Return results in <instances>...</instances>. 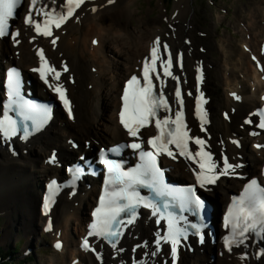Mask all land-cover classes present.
Here are the masks:
<instances>
[{
  "label": "bare ground",
  "instance_id": "obj_1",
  "mask_svg": "<svg viewBox=\"0 0 264 264\" xmlns=\"http://www.w3.org/2000/svg\"><path fill=\"white\" fill-rule=\"evenodd\" d=\"M65 2L45 0L36 6V12L41 8L44 12L66 11ZM134 2L86 0L59 29L53 27L50 37L38 35L32 26L20 21V17L28 14L25 11L24 15L16 18V23L21 26L19 38L23 41L14 46L13 38L0 39L2 68L4 63L15 61L29 69V66L41 62L35 55L36 51L45 49L47 64L63 72L59 81L53 79L54 74H49L52 84L66 81L65 86L75 103L71 117L59 111L43 129L28 137L6 135L0 129V157H3L7 169L11 170H0V188H6V192H0V204L5 203L6 199L8 204L2 207L8 220L0 232V238L7 241L14 230H21L26 235L28 247L41 236L45 227L48 229L45 230L47 240L53 242L52 247L58 253V256L54 254L56 258L52 259V264H264V248L260 245L264 238L246 234L236 239L243 240V243H233L231 250L223 242L227 230L221 226L219 209L231 193L239 191L242 180L235 174L240 169H229L228 175L219 176L213 185L199 188L195 180V172L199 171L197 164L180 155L176 148H172L175 158L163 156L165 164L175 174L184 172L197 185L199 194L206 197L213 207V218L211 226L204 231L199 224L201 218L197 219L199 216L191 220L189 225H195L197 235L186 230L187 226L183 225V219L177 214L178 223H181L179 228L184 230L186 238L181 237L175 259L171 255L170 242L161 241L159 253L152 255L157 249V239L167 234V222L161 220L159 214L153 216L151 208H141L131 225L126 223L130 217L125 219L123 235L115 248L105 239L89 235L91 218L88 209L97 200L94 186L83 187L79 182L66 184L68 177L64 171L53 204L47 210L45 208L42 197L45 187L40 192L37 176H43L48 182L60 174L58 162L46 161L51 149L58 147L60 160L63 155L75 153L63 141L64 136L88 138L96 130V134L109 133L115 140L120 138L115 120L121 79L142 65L157 38L161 45H168V52L173 57L172 72L179 77L189 135L206 141L205 150H210L217 164L216 172L223 169L224 157L237 167L241 162L240 156L245 157L242 161L246 165L243 173L255 175L260 171L264 147L258 150L254 146L256 143L264 144V132H257L255 114L264 99V72L256 69L258 62H262L264 67V1L252 7L246 3L243 15L239 14L242 11L240 8L238 13L233 12L234 15L229 18L230 33H217V24L212 22L210 28L199 37L195 34L197 29L192 21L196 19L189 18L188 0H176L171 11L165 9L163 17L167 24L162 28L156 23L150 25L143 16H135L137 9L132 7ZM232 4L236 10V1L232 0ZM36 12L33 13L34 18L42 22L44 16ZM217 15L223 17L221 12H217ZM133 17L137 19L138 31L133 29ZM154 30L158 32L156 37ZM232 33H237V37H233ZM53 39L56 40L55 44L52 43ZM94 40L97 43L94 44ZM212 52L213 56L210 55ZM161 56L164 59L167 57L163 48ZM178 57L182 58V67L177 61ZM65 67L68 69L66 72ZM28 79L31 85L39 84L32 73H29ZM72 79L73 84L70 83ZM164 79L167 80L165 94L174 116V112L179 110L174 94L177 81ZM189 92L191 95H188ZM38 94L49 102L48 112L56 113L57 106L52 96L47 97L41 89ZM198 97L203 98L201 109L206 113L203 131L196 114ZM164 115L169 113L164 111ZM189 147L193 152L199 150L191 141ZM48 151L49 154H46ZM176 158L180 163L176 162ZM3 167L0 161V169ZM16 171L22 172L18 179ZM9 174L15 182L12 186ZM30 177H33L31 182ZM2 211L0 217H3ZM35 224L41 226L40 232L33 227ZM196 225L200 230L196 229ZM85 238L90 245L87 250L82 247ZM57 243L61 245L59 248L56 247ZM29 251L35 257L33 248Z\"/></svg>",
  "mask_w": 264,
  "mask_h": 264
},
{
  "label": "snow or ice",
  "instance_id": "obj_2",
  "mask_svg": "<svg viewBox=\"0 0 264 264\" xmlns=\"http://www.w3.org/2000/svg\"><path fill=\"white\" fill-rule=\"evenodd\" d=\"M37 0H31L29 13L26 15L25 24L33 27L34 31L41 36L50 37L55 27L59 29L64 23H66L76 12L85 4L86 0H66V11L57 12L55 10L44 12L41 8L36 14L43 15V21H38L34 18L32 9L35 8ZM112 3L113 0H108ZM22 0H0V37L9 35V19L15 15V10L21 5ZM95 11V9H93ZM15 40L19 32L11 34ZM52 43L55 44L56 40L53 39ZM97 43V41H93ZM161 48L167 53L166 59L161 56ZM41 65L39 68H34L33 71L39 72L41 79L48 84V74L52 73L53 79L60 80L61 73L54 67L47 64L43 55V50L39 52ZM255 59V57H253ZM182 58L178 57L177 61L182 67ZM159 62V65H158ZM173 57L168 52V45H161V41L157 38L150 50V58H145L143 61L142 79L133 75L128 81L124 89L122 96L123 108L120 112V122L127 130L129 136L139 138L140 130L149 125L150 121L155 120V127L157 129V135L150 137L147 143L155 150L144 151L142 150L141 143H131L128 145H120L109 151L118 154L123 147H129L135 150H140L139 155L142 161L141 164L135 168L124 171L121 169V165L113 160L107 158V153H103L101 159L108 169V178L106 180V188L104 195L100 197L99 207L93 212L95 217L94 222L91 224V231L89 235L101 237L102 239L109 240L112 247L115 248L118 243L119 237L123 235L120 230V225L125 221L121 219V214H130V218L126 221L128 225L135 222L136 208L140 203H143V207L151 208L152 215L155 216L160 213V219L167 220V234L157 239V249L152 253L153 256L157 255L160 251L159 245L161 241L171 244V255L173 259L177 256V246L180 243L181 237L186 238V233L183 229L177 227L178 218L172 213H169L167 217L163 215L161 209L151 201L145 200L140 194L135 191L136 185H142L152 188L155 195L158 197H164L172 195V190H165L163 186L162 176L160 168L157 164V156L161 153L174 157V153L169 147L174 145L179 151L180 155L186 159L192 160L197 164L199 171L195 172L197 184L201 188H204L206 184H214L219 176L228 175L229 169L234 166L228 163L227 157H224V167L217 173V164L213 161L210 150H205L206 141L200 137H193L189 135V129L184 119V99L179 86V77L172 72ZM164 78H171L177 81L174 88L175 102L179 104V110L172 114V107L169 102V98L165 94V88L167 87V80L162 78L161 71ZM64 71H68L65 67ZM264 72V67L261 68ZM19 73L15 70L10 74V83L13 85L14 90L18 89L19 83L15 77H18ZM201 79L200 76L197 77ZM158 81L159 83H154ZM55 92L58 93L59 98L64 103V107L68 110L71 117V104L66 96V89L60 83L55 85L49 84ZM188 95H191L189 92ZM202 97L197 98L196 114L201 120V130L203 131V124L206 122L204 113L201 109ZM163 110L169 115H165L162 118L158 115L159 111ZM25 119L33 120L36 123V117L33 115L25 116ZM47 115L44 120L46 121ZM5 123L7 126H5ZM259 127L264 128V119L261 120ZM0 128H3L6 135H15L16 127L15 122L6 118V121H0ZM194 143L199 147L198 151L193 152L189 147V142ZM54 159V157H53ZM81 169L74 170V175L78 177ZM195 171V170H194ZM49 203L53 200L54 193L56 191L55 182L53 181L49 185ZM181 201L180 207L183 209L186 204H194L198 208L203 207V201L196 196L195 188L188 187L187 189L180 190L178 197ZM165 209L168 208V204L163 205ZM47 210L48 205H45ZM159 223V220L157 221ZM231 225L233 236L238 233L240 236H245L248 233H255L264 238V186H262L256 179H252L245 185L242 194L238 198H234L232 206L228 209V213L225 216V227ZM51 227V224L49 225ZM195 227V225H193ZM203 237H201V241ZM233 243L241 244L243 240H230L225 237V246L231 250ZM61 245L56 244L59 248ZM82 247L86 250L89 249V241L84 239ZM100 258L99 256L97 257Z\"/></svg>",
  "mask_w": 264,
  "mask_h": 264
},
{
  "label": "rangeland",
  "instance_id": "obj_3",
  "mask_svg": "<svg viewBox=\"0 0 264 264\" xmlns=\"http://www.w3.org/2000/svg\"><path fill=\"white\" fill-rule=\"evenodd\" d=\"M248 1H250V0H237V2L239 4H241L242 2L247 3ZM150 2L154 6H151ZM174 2H175V0H174ZM193 2H194V6H193ZM195 2H196V0H194V1L188 0V3L190 5L189 6V9H190L189 18H191L192 11H195L197 13L196 22L199 21L205 27H208L209 23H211L213 21L212 20L213 12H214V10H216L217 7H214L212 10H210L209 6L205 5L204 2L200 3V0H199V5H197ZM216 2H217V5H224V6L228 7L231 12L237 11L233 7L232 0H216ZM213 5H214V3H212L210 6L213 7ZM133 8H137V10L134 12L135 16H143L147 20L151 19L148 21L150 25H152L153 23H156L158 25L161 24V26H164L162 16H159V13H158V10H160V9L157 8L156 3L153 0H136ZM244 10L241 11V14L244 13ZM150 11L155 12V15L153 17L150 16V13H151ZM228 20H229V16L222 17L218 21L216 20L217 21V27L227 26ZM132 23H134L133 29L135 31H138V28L136 26L137 19L135 17H133ZM10 183H12L11 180H10ZM2 191L6 192L4 187L0 188V192H2ZM10 195H12V193H10ZM7 196H8V194H7ZM7 205L8 204H7V199H6L5 203L0 204V210H2L3 206H7ZM0 220H1V222H0L1 223L0 232H1L2 228L5 225V222L8 220V217L7 218L5 217L4 219L2 217V218H0ZM33 227L35 229H37L36 225H34ZM23 236L26 238V235L21 230L16 229L11 233L9 240L2 241L0 238V246L3 248H6L8 246L13 247V245L15 243H17L19 240H21V242L24 241ZM44 236H45V239L38 237L35 241H33L29 244V248H30V245H32V244H34L35 246H38V248H41V249L36 251L34 260L30 264H52L51 263L53 261L52 259L56 258V256L54 254H57V253L54 251V249L51 250V247H50L51 241L47 240L46 235H44ZM29 248L28 247L26 248V242H25L23 245V251H25V253H28L30 250ZM17 250L19 251V249H17ZM24 256L28 257V255H24ZM57 256H58V254H57Z\"/></svg>",
  "mask_w": 264,
  "mask_h": 264
},
{
  "label": "trees",
  "instance_id": "obj_4",
  "mask_svg": "<svg viewBox=\"0 0 264 264\" xmlns=\"http://www.w3.org/2000/svg\"><path fill=\"white\" fill-rule=\"evenodd\" d=\"M16 249H10L4 251L0 248V264H29V261L33 260V256H30L26 259H18L16 256H9L12 252H16Z\"/></svg>",
  "mask_w": 264,
  "mask_h": 264
}]
</instances>
